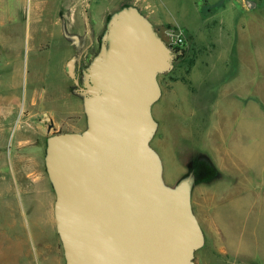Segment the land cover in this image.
Here are the masks:
<instances>
[{"label": "rangeland", "instance_id": "rangeland-1", "mask_svg": "<svg viewBox=\"0 0 264 264\" xmlns=\"http://www.w3.org/2000/svg\"><path fill=\"white\" fill-rule=\"evenodd\" d=\"M8 1L0 0V9L3 5L12 7L18 22L26 27L35 0ZM62 1L41 0L43 18L48 9ZM102 1L90 0L86 14L90 24L98 23L96 3ZM148 1L156 4L154 14L183 29L186 42L195 34L203 48L199 56L205 60L209 57L191 82L179 81L164 90L170 75L187 78L186 72L173 67L159 74L162 95L152 105L158 129L150 144L160 156L164 182L173 186L195 164L197 177L204 181L197 186L215 193L206 200L209 211L199 207V188L193 195V211L205 237L202 247L195 251L194 264H264V0H251L256 5L247 11L243 8L245 0ZM154 14L148 19L155 26ZM25 27L19 58L9 63L0 59V87L9 81V89L19 95L22 104L32 93L39 100L40 116L56 114L60 131L83 130L81 99L72 92V81L67 87L61 71L60 37L46 38L50 44L44 54L49 59L33 61ZM155 28L164 38L163 28ZM98 47L99 42L94 53ZM41 131V148L26 168L32 172L28 181L35 180L38 172L47 178L44 139L54 132H47L44 126ZM214 165L220 167L218 177L212 176ZM9 194L0 197V243H9L10 251L31 249V210L16 189ZM51 197L53 203L52 187ZM55 232L50 238L49 256L54 260L57 255L56 264H64Z\"/></svg>", "mask_w": 264, "mask_h": 264}, {"label": "water", "instance_id": "water-1", "mask_svg": "<svg viewBox=\"0 0 264 264\" xmlns=\"http://www.w3.org/2000/svg\"><path fill=\"white\" fill-rule=\"evenodd\" d=\"M64 33L78 44L76 34ZM98 40L80 72L81 53L66 63L85 128L45 141L64 264H194L205 240L191 202L194 175L166 184L150 144L157 129L152 105L161 95L157 76L182 51L134 5L112 11Z\"/></svg>", "mask_w": 264, "mask_h": 264}, {"label": "crops", "instance_id": "crops-1", "mask_svg": "<svg viewBox=\"0 0 264 264\" xmlns=\"http://www.w3.org/2000/svg\"><path fill=\"white\" fill-rule=\"evenodd\" d=\"M8 3L11 4V0ZM41 3V0H35L31 17L29 16L30 22L26 24V27L18 22L12 7L3 5L0 9V59L9 63L19 58L23 46L24 27L28 33V48L34 52L33 61L37 60L40 62L49 59L44 54V52L49 50L50 44L47 43L46 38L60 37L58 44L63 48V53L60 57L61 71L65 80H67V87H69L72 80L67 75L65 63L71 56L81 53L84 47L96 41L103 27L104 20L112 11L124 5H134L148 18V15L154 14L156 5L148 0H104L101 3L97 2L99 20L95 25L94 23L90 24L86 15L87 9L91 7L90 0H63L59 6L48 9L45 18H43ZM243 8L246 11L248 10L246 4H243ZM52 14H55V16H52ZM154 17L155 26L162 28L179 27L178 25L165 22L156 13ZM45 21L47 22L45 23ZM64 31L76 34L79 37L78 44L67 38ZM198 42V37L194 34L192 41L186 44L184 54L182 53L183 55L175 61L173 66L174 68H184L187 78L182 75H170L166 81L165 88H163L164 90L169 84H175L179 81L191 82L194 73L199 74L200 67H203L205 62L207 64L209 57L205 60L199 56L203 48L200 47L201 45ZM217 58L219 59L220 57ZM200 63H202V66L199 65ZM9 84V81H5L0 87V197L8 196L10 195L9 192L16 189L23 202L25 201V204L31 210L34 236L31 249L29 247L24 248V250L15 248L10 251L9 243H0V264H56L57 255L54 260H51L48 252L50 238L56 231L51 185L48 177L46 178L39 172L36 173L35 180L32 178L31 181H28L26 178L32 172H28L26 168L29 163L33 162V155L41 148L42 135L44 134L41 131L42 126L47 120L53 119L55 129L59 130L61 129V123L57 119L56 114L53 116H40L37 107L39 100L32 93L29 94L26 103L22 104L19 95L12 93L9 89ZM163 89L161 88V95ZM199 105L203 107L204 102L199 103ZM204 124L205 117L203 116L202 125ZM44 140L46 141V137ZM214 166L218 172V177L220 167ZM34 181L36 183H33ZM203 182L199 177L195 179L191 202H193L194 192L199 188L198 193L202 195V202L199 207H206L209 211V203L206 200L213 198L215 193L197 186Z\"/></svg>", "mask_w": 264, "mask_h": 264}, {"label": "flooded vegetation", "instance_id": "flooded-vegetation-1", "mask_svg": "<svg viewBox=\"0 0 264 264\" xmlns=\"http://www.w3.org/2000/svg\"><path fill=\"white\" fill-rule=\"evenodd\" d=\"M158 31V30H157ZM99 38V37H98ZM98 38L96 39V41L92 42L90 45L86 46L83 48V50L81 51V56L79 58V63L77 64L76 68L78 70V72H80L81 68L85 65V63L87 64L91 55L94 53V49H95V45L98 43ZM175 49V48H174ZM183 53V52H182ZM183 54H180L176 57L175 61L179 58V56H182ZM174 61V63H175ZM45 130L47 132H58L59 130L55 129V125H54V121L53 119H49L46 121V123L44 124ZM191 173L194 175V178H197V172L195 169V164L194 166H192V171Z\"/></svg>", "mask_w": 264, "mask_h": 264}, {"label": "built area", "instance_id": "built-area-1", "mask_svg": "<svg viewBox=\"0 0 264 264\" xmlns=\"http://www.w3.org/2000/svg\"><path fill=\"white\" fill-rule=\"evenodd\" d=\"M165 42L172 48L182 46L186 43V36L180 27H165L163 28Z\"/></svg>", "mask_w": 264, "mask_h": 264}, {"label": "trees", "instance_id": "trees-1", "mask_svg": "<svg viewBox=\"0 0 264 264\" xmlns=\"http://www.w3.org/2000/svg\"><path fill=\"white\" fill-rule=\"evenodd\" d=\"M188 42H186L184 45H182V46H178V47H176L175 49L176 50H181L182 52H183V54H184V52H185V46H186V44H187ZM179 57H181V56H179ZM217 174H218V172H217V170L214 168L213 169V173H212V176L213 177H215V176H217Z\"/></svg>", "mask_w": 264, "mask_h": 264}]
</instances>
